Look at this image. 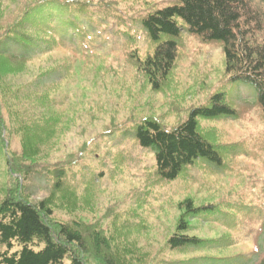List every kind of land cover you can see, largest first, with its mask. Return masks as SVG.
<instances>
[{"label": "rangeland", "instance_id": "374dc122", "mask_svg": "<svg viewBox=\"0 0 264 264\" xmlns=\"http://www.w3.org/2000/svg\"><path fill=\"white\" fill-rule=\"evenodd\" d=\"M151 1L160 7L173 2ZM30 2L0 0V33ZM135 28L131 34L145 44L142 32ZM123 43L125 37H115L109 44L116 50L109 49V44L100 47L99 58L88 72L65 49L37 54L26 65L0 56V203L18 182L28 201L48 198L57 220L71 225L82 218L95 224L103 242L92 247L94 252L88 251V264H113L110 255L115 264L210 263L215 259L219 261L215 264H254L264 256V215L256 210L235 215L242 223L232 230L212 218H191L188 233L205 239L206 246L171 249L167 245L182 214L179 203L186 198L197 205L226 207L241 196L247 203L258 196L248 192L258 189L264 178V114L254 103L251 89L234 81L221 85L227 77L222 47L202 45L188 36L173 79L164 90L152 91L125 59ZM104 56L114 61L115 71L104 72L100 67ZM70 60L73 76L59 78L57 70ZM220 89L230 94L228 102L237 107L238 116L202 120L201 127L210 139L234 144L243 152L226 154L222 169L202 160L185 176L161 181L152 149H143L130 131L108 133L114 122L129 117L155 115L173 125L186 117L192 105ZM43 96L50 102L43 104ZM55 105L60 106L63 120L56 136L43 139L49 127H43L42 118ZM36 121L41 125L37 129ZM81 147H86L85 158L63 171L64 158L78 155ZM18 158L27 175L17 172ZM60 171L66 188L53 192Z\"/></svg>", "mask_w": 264, "mask_h": 264}, {"label": "trees", "instance_id": "16d2710c", "mask_svg": "<svg viewBox=\"0 0 264 264\" xmlns=\"http://www.w3.org/2000/svg\"><path fill=\"white\" fill-rule=\"evenodd\" d=\"M133 26L142 32L145 44L131 34ZM122 36L126 40L122 44L125 59L134 64L152 91L164 90L171 81L174 69L186 52L188 36L202 45H220L227 73L221 85L231 81L248 85L254 103L264 114V0H173L164 7L151 0H31L0 33V56L26 65L37 54L65 49L87 70L99 58L100 47L107 46L111 38ZM107 47L116 50L111 44ZM108 59L104 56L100 67L104 72H113L114 61ZM70 61L57 70L59 78L73 76L74 62ZM229 96L222 89L212 93L201 103L192 105L186 117L173 125L155 115L129 117L114 122L108 133L130 131L143 149H152L155 172L161 181H175L185 176L190 167L202 160L222 169L226 154L237 155L242 150L234 144L210 139L201 121L237 118L238 109L228 102ZM47 102L50 99L43 96L42 103ZM42 120L46 124L43 127H49L43 132V139L56 136L58 124L63 120L60 106L45 113ZM35 126L36 129L41 126L39 121ZM86 153V147H81L78 155L64 158L62 170L68 165H78ZM15 161L19 162L17 172L27 175L22 160ZM63 171L56 178L53 192L66 188ZM10 191L0 203V263L88 264V251L94 252L92 247L103 242L95 233V224H87L82 218L71 225L57 220L48 198L38 203L28 201L18 182H14ZM248 193L258 196L254 194L256 199L251 197L248 203L241 201L244 198L241 196L237 201L230 200L226 207L213 203L197 205L193 199L186 198L179 203L182 214L167 245L171 249L206 246L205 239L188 233L191 218H212L232 230L242 223L235 216L240 212L247 214L256 210L264 215V178L258 189ZM110 261L115 264L112 255ZM217 262L215 259L210 263L190 264ZM254 264H264V256Z\"/></svg>", "mask_w": 264, "mask_h": 264}]
</instances>
